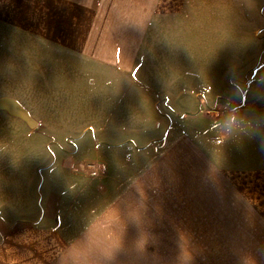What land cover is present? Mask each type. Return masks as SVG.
Returning a JSON list of instances; mask_svg holds the SVG:
<instances>
[{
  "label": "crops",
  "instance_id": "0c3cea01",
  "mask_svg": "<svg viewBox=\"0 0 264 264\" xmlns=\"http://www.w3.org/2000/svg\"><path fill=\"white\" fill-rule=\"evenodd\" d=\"M196 1L0 0V97L34 121L0 108V214L22 224L75 212L79 183L95 186L99 161L111 198H127L129 170L138 183L162 165L171 181L227 183L264 228V165L209 150L241 130L189 116L201 96L205 117L219 103L192 88L190 71L203 68L186 29Z\"/></svg>",
  "mask_w": 264,
  "mask_h": 264
},
{
  "label": "rangeland",
  "instance_id": "374dc122",
  "mask_svg": "<svg viewBox=\"0 0 264 264\" xmlns=\"http://www.w3.org/2000/svg\"><path fill=\"white\" fill-rule=\"evenodd\" d=\"M192 7L191 59L203 66L190 71L192 88L219 103L205 117L206 99L197 96L189 116L241 130L234 142L209 149L217 160L264 165V0H197ZM134 159L128 155L129 169ZM131 170L122 200L109 197L111 183L97 161L95 186L79 183L75 212L22 224L13 221L21 215L0 214V264H264V228L230 185L171 181L162 165L136 183Z\"/></svg>",
  "mask_w": 264,
  "mask_h": 264
},
{
  "label": "water",
  "instance_id": "95a60500",
  "mask_svg": "<svg viewBox=\"0 0 264 264\" xmlns=\"http://www.w3.org/2000/svg\"><path fill=\"white\" fill-rule=\"evenodd\" d=\"M0 108L7 109L15 115L25 119L29 124L34 125V121L28 111L18 102L7 97H0Z\"/></svg>",
  "mask_w": 264,
  "mask_h": 264
}]
</instances>
